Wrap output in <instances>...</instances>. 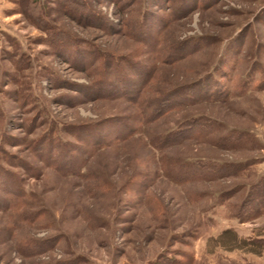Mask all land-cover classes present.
I'll return each mask as SVG.
<instances>
[{
	"label": "rangeland",
	"instance_id": "rangeland-1",
	"mask_svg": "<svg viewBox=\"0 0 264 264\" xmlns=\"http://www.w3.org/2000/svg\"><path fill=\"white\" fill-rule=\"evenodd\" d=\"M0 264H264V0H0Z\"/></svg>",
	"mask_w": 264,
	"mask_h": 264
},
{
	"label": "trees",
	"instance_id": "trees-1",
	"mask_svg": "<svg viewBox=\"0 0 264 264\" xmlns=\"http://www.w3.org/2000/svg\"><path fill=\"white\" fill-rule=\"evenodd\" d=\"M186 86H188V85H182V86H174V88H170V89H168V90H166V92H165V95H166V97H164V96H161V97H158V102L159 103H162V102H164V100L166 99V100H168V97H180V95H182L183 93H185V92H188L189 90H188V88H186ZM191 90V89H190ZM164 97V98H163ZM162 98V99H161ZM160 106V107H159ZM158 107V109H157V112L159 111H162V109H164V108H166L163 104L161 105H159ZM168 135H164L163 136V140L165 141V140H168L166 137H167ZM166 142V141H165Z\"/></svg>",
	"mask_w": 264,
	"mask_h": 264
}]
</instances>
